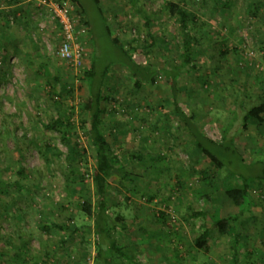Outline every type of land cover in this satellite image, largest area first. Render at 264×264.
I'll return each instance as SVG.
<instances>
[{
	"label": "rangeland",
	"instance_id": "1",
	"mask_svg": "<svg viewBox=\"0 0 264 264\" xmlns=\"http://www.w3.org/2000/svg\"><path fill=\"white\" fill-rule=\"evenodd\" d=\"M56 1L72 7L84 50L79 65L59 58L57 24L47 14L37 13L38 31L29 28L32 24L24 15L18 21L10 16V22L0 15V23L16 26L23 40L19 49L0 51V181L9 183L7 192L0 194V249L5 251L0 264H93L96 238L86 228L93 222L80 210L84 201L95 203L93 192L87 193L80 180V174L95 165L94 150L82 130L88 119L82 70L92 57L98 73L108 68L102 103L105 138L136 176L133 183L118 177L108 182V212L122 216L129 227L118 235L119 245L140 264H264L262 188L249 191V210L233 224V235L212 228L216 210L221 218L239 213L230 202L218 199L224 184L240 180L231 173L245 171L234 163L213 172L173 113L163 70L180 65L182 42L177 20L165 8L171 0H99L103 15L92 0H79L90 22L91 39L80 9L71 0ZM174 1L195 15L191 32L200 41L193 46L196 71L177 78L178 106L194 116L204 135L220 141L233 120L237 91L264 96V0H231L228 9H215V0ZM4 6L0 0V11ZM139 7L150 15V27ZM106 27L121 46L133 45L136 64L158 72L152 84L134 88L128 69L115 64L122 56L111 44ZM148 31L154 40L152 48ZM54 77L59 81L53 84ZM67 116L72 128L63 126L62 132L86 148V165L68 162L60 133L45 128L51 118L62 117L65 122ZM233 143L243 150L244 164L262 167L264 122H249L245 130L237 131ZM134 151L142 160L129 161ZM204 169L209 170L207 179L200 174ZM88 180L85 177L83 184ZM111 196L116 200L112 202ZM200 212L203 216H193ZM69 220L79 228L74 237L44 229ZM169 230V240L164 239L162 232ZM204 230L207 248H197L195 240ZM82 234H86L83 243Z\"/></svg>",
	"mask_w": 264,
	"mask_h": 264
},
{
	"label": "trees",
	"instance_id": "2",
	"mask_svg": "<svg viewBox=\"0 0 264 264\" xmlns=\"http://www.w3.org/2000/svg\"><path fill=\"white\" fill-rule=\"evenodd\" d=\"M79 9L80 14L84 16L83 26L87 30V34L91 39L90 34V22L86 19L85 10L81 6L79 0H71ZM98 13L103 15V9L100 6L99 0H92ZM215 9H228L232 5L231 0H215ZM167 13L170 17H175L178 22L179 33L181 36L180 45L181 48V63L178 66L173 67V69H164L163 76L165 82L169 86L170 94L172 97L173 113L180 120L181 125L186 130L187 134L192 139L193 149L197 150L200 156L205 157L211 164L213 172L220 173L222 168L225 166H232L240 164L244 169V172L237 170L232 172L231 175L237 176L240 180L237 182H229L223 185L222 195L218 200L220 202H230L234 208L239 210L237 215H229L225 218H221L216 210L215 215L212 220V228H216L220 234L233 235L235 233L234 223L240 218V216L248 212L249 206V191L253 187L262 188L264 191V162H259L262 166L260 169L254 166L246 165L242 162L240 153H244L243 150L239 149L237 145L233 143L235 135L238 130H245L249 122L261 125L264 122L262 115L264 114V96H248L244 94L241 90H238L235 97V110L232 113V121L228 127L223 131V136L220 141H215L208 136L204 135L194 124L193 115H186L181 108L178 106L177 97V78L181 73H192L196 71L195 59L197 58V52L193 48L194 44H199L200 41L197 37L192 34V25L196 24V17L189 9L180 4L177 1H168L165 5ZM255 12L258 7H255ZM254 12V13H255ZM139 13L144 17L147 27L151 26V17L139 7ZM106 34L110 39L111 44L114 46L122 56L121 59L115 64L121 65L128 69L133 78V86L136 90L141 89L142 86L147 84H152L155 81L156 74L155 70L150 67H143L136 64L132 58V52L135 48L130 43L129 47H123L119 44L116 37H113L109 27H106ZM148 36V47H154L153 36L150 32H147ZM138 39H132V43L137 42ZM92 45V44H91ZM225 52H220V56H224ZM108 74V68H104L102 72H97L95 58L92 57L90 65L88 68H83L82 76L83 81L86 83L88 98L86 101L85 111H87L88 119L82 124V130L84 131V136L88 143L94 150V167L87 173L80 174V180L82 186L85 188L87 193L93 192L95 197V203L84 201L80 205L81 212L89 219L92 220V226H87V230L92 229L95 235L96 241L94 243L96 255L93 258V264H118V262H128L130 264H140V262L135 258V256L127 249L123 248L118 243V235L120 236L123 232L129 229L127 223H125L124 218L119 214L112 215L108 212V182L112 177H118L121 180L128 181L130 183L135 182L136 176L126 169L125 160L122 161L112 150L111 145L105 138V131L103 128V115L105 108L103 106V101L106 96L103 94V88L105 86L106 76ZM58 78L54 77V83H57ZM71 87L69 86V93L71 92ZM70 116V114L68 115ZM63 120L62 117H57L55 119H50L49 123L45 126L49 131H55L60 133L61 140L67 146L66 159L69 161H76V163L81 162L82 165L87 164V151L83 145L79 143H73L69 139V134L62 132L63 126L71 129L72 125L69 121V117ZM48 148V147H47ZM231 155L233 160H228L225 156ZM142 160L138 152L134 151L129 156V161L131 160ZM158 159H162L158 158ZM145 165H148L146 163ZM254 165V164H253ZM235 169V167H234ZM87 171V170H86ZM72 171L71 173H74ZM203 179H207L209 170L204 169L200 171ZM85 177H88L89 183H84ZM9 187L8 182L0 181V194L6 193ZM214 190L220 188L213 186ZM115 197L111 196L110 200L113 202L116 200ZM6 207V205L4 206ZM162 217L164 216L163 213ZM193 216H203L200 213H193ZM164 222V221H163ZM44 229L47 232L57 231L59 233H67V238L74 237L77 235L79 228L73 224L71 220L66 223H50ZM87 231V232H88ZM207 231L204 230L195 240V245L197 248H207L205 243ZM172 234L169 231L162 232L164 239ZM1 235V227H0ZM85 235L81 236V243L85 240ZM169 240V239H168ZM65 237L60 238V243L64 244ZM16 249L19 247L14 245ZM4 249H0V259L4 255ZM77 264H81L77 262Z\"/></svg>",
	"mask_w": 264,
	"mask_h": 264
},
{
	"label": "built area",
	"instance_id": "3",
	"mask_svg": "<svg viewBox=\"0 0 264 264\" xmlns=\"http://www.w3.org/2000/svg\"><path fill=\"white\" fill-rule=\"evenodd\" d=\"M37 5V8H45L49 18L57 24L60 42L57 54L60 59L72 65H79L84 50L78 41V32L74 17L72 16V7L67 2H57L56 0H28Z\"/></svg>",
	"mask_w": 264,
	"mask_h": 264
},
{
	"label": "crops",
	"instance_id": "4",
	"mask_svg": "<svg viewBox=\"0 0 264 264\" xmlns=\"http://www.w3.org/2000/svg\"><path fill=\"white\" fill-rule=\"evenodd\" d=\"M4 7L0 11L1 17L5 18V22H10L9 17L11 16L12 19L18 21L20 17L24 15L26 20L32 24L30 25V29L39 30L38 26L41 24V20L39 16L40 14H47V10L45 8L39 9L34 2H30L28 0L21 1V0H3ZM6 10V11H5ZM9 14H7V13ZM39 13V16L38 14ZM48 15V14H47ZM25 20V19H24ZM10 24V23H9ZM9 24L2 25L0 23V51L10 50L12 48H18L19 45H23V40L21 39V35H18V32H15L16 26H9ZM29 25V24H28ZM164 238V237H163Z\"/></svg>",
	"mask_w": 264,
	"mask_h": 264
}]
</instances>
